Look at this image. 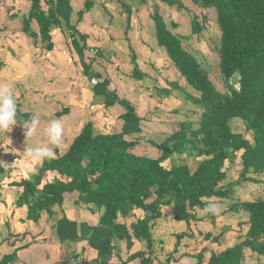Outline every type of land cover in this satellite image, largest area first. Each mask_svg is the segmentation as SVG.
<instances>
[{
    "label": "trees",
    "instance_id": "16d2710c",
    "mask_svg": "<svg viewBox=\"0 0 264 264\" xmlns=\"http://www.w3.org/2000/svg\"><path fill=\"white\" fill-rule=\"evenodd\" d=\"M127 13L126 38L133 27L134 8L154 0H132L127 3L118 0ZM202 9H215L217 24L221 31L219 46V70L227 88L220 90L205 70L195 53L184 45V35L175 30L179 24L169 23L155 4L152 18L155 23L156 39L165 48L168 59L176 68L185 83L199 94L187 91L176 81H170V88L157 87L169 98L178 89L186 100L202 108L198 125L191 121L180 123V128L169 134L162 142L151 140L161 153L157 157L136 152L141 139L133 138L142 132V116L136 105L128 98L121 97L119 91L111 88L112 79L94 69L95 59L87 60V50H94L95 57L103 58V49L88 44L90 35L81 22L96 5V0H84V7L78 11L77 21L73 22L74 7L71 0H31V7L23 15L22 32L41 42L46 50L55 47L53 30L55 27L68 30L73 49L79 56L83 73L88 79H96L94 95L101 98L106 108L120 104L123 125L120 132L96 133L93 120L83 124L81 129L65 149L54 148V157L42 158L38 168L30 175H15V166L8 169L0 162V178L6 175L11 179L8 186L18 189L17 207L27 208L26 219L38 222L43 212L53 217L59 208L64 215L56 223L57 235L61 242L87 240L97 252L92 264H110L118 249V243L126 240L132 248L136 238L146 241L147 251H138L127 258V262L141 259L143 264H154L155 238L154 223L163 216L165 207H172L175 219L189 225L185 232L177 233L178 250L180 241L193 237L192 221L205 218L216 219L206 213L199 217L197 212L204 210L203 200H233L225 210L244 213L249 219V229L243 238L233 246L215 251L205 246L193 255L196 264H245L247 250L251 255L264 256V198L234 200L235 187L243 182L260 184L264 182V0H193ZM182 10L184 0H160ZM16 18L17 14H11ZM204 26L198 16L192 22V33L200 34ZM3 32L0 26V34ZM133 69L131 76L139 81L152 77L138 63V54L133 45ZM0 61V69L5 66ZM155 67V66H154ZM238 86L236 87V84ZM18 107V122L33 115ZM71 113L70 106L56 112L61 118ZM244 122L246 133L234 129L235 120ZM4 151L0 147V153ZM240 157L241 170L236 180H229L228 166ZM186 156V157H185ZM178 158L170 167L164 163ZM199 159L193 170L188 159ZM20 159V158H19ZM16 160V159H14ZM51 174V175H50ZM12 175V176H11ZM53 175V180L49 178ZM11 176V177H10ZM77 192L78 204H85L93 212L103 211L96 225L70 219L64 209L67 194ZM135 209L145 215L128 225L121 222ZM200 234H202L200 232ZM221 234L204 233L210 242L220 243ZM206 253H210L208 260ZM79 255L73 258L79 259ZM17 259V253L6 254L0 264H10ZM174 255H169L164 264H170ZM259 264H264L260 262Z\"/></svg>",
    "mask_w": 264,
    "mask_h": 264
},
{
    "label": "rangeland",
    "instance_id": "374dc122",
    "mask_svg": "<svg viewBox=\"0 0 264 264\" xmlns=\"http://www.w3.org/2000/svg\"><path fill=\"white\" fill-rule=\"evenodd\" d=\"M184 3L186 7L182 10L161 3L160 0L149 1L148 4L142 5L138 9L135 7L133 19H135L136 26L131 28V30L134 28L133 31L130 30V40L126 38L127 34L125 33L127 13L117 0H96V6L92 9L90 19L87 20V22H93L89 23L91 28L83 26L85 31L94 32L92 33L94 35L90 36L88 40L89 45L92 47L94 44L104 50L103 58L95 57L94 50H87V60L95 59L94 69L104 76H109L112 79L111 88H116L121 97L130 99L136 105L137 112L143 118L141 121L142 132L132 136L141 139L136 152L151 157L161 154L158 148L151 144V140L162 142L169 134L179 129L180 123L184 121H191L198 125L202 115V108L192 101L186 100L184 94L178 89L173 90L169 98H164L165 95L161 94L157 87H154L156 85L170 88L168 82L176 81L183 84L192 94H199L182 80L170 60L164 58V54L153 52L155 35L152 13L155 4L160 6L162 14L169 23L174 20L179 24L175 31L186 37L184 39L185 47L195 53L217 87L223 91L227 88L219 70L218 50L221 31L217 24L216 10L213 8L202 9L193 0H184ZM72 5L75 9L74 22H76L78 11L82 9L84 3L82 2L78 7L77 0H72ZM26 6V2L20 5L23 7L20 11H26ZM1 11L0 26H2L3 32L0 34V61L6 62V65L0 73V85H10L15 94L17 105H20L23 111L38 115L41 120L38 133L28 141L24 126L13 125L10 132H0V147L4 149L0 153V162L5 168L15 166L17 177H20L21 173L30 175L38 168L40 163L33 162L25 154L27 142L30 145L47 143L43 128L53 119H60L64 122L63 142L60 146L63 149L75 137L83 124L92 119L96 133L120 132L123 120L117 114L122 106L117 104L106 108L101 98L94 95L93 86L97 80H90L83 73L79 56L68 38L66 26L54 28L55 47L52 51H48L41 42L34 44L31 37L22 33V15L19 20L13 21L6 10ZM195 16H198L204 26V30L198 35L192 33V22ZM139 26H141L140 30ZM155 40L157 42V39ZM130 45H133L137 51L139 65L141 67L147 65L145 67L152 74L151 78L146 77L139 81L131 76L133 63ZM158 58L159 60H157ZM16 61L19 64H16ZM59 84L61 85L59 96L50 94L58 91ZM237 86L238 84H236ZM66 101L74 105V109L72 107V112L68 115L61 118L56 117V112L66 105L64 103ZM233 126L236 131L250 137L246 133L244 122L241 119L235 120ZM174 161H179V159L176 157L167 160L164 164L170 167ZM188 161L190 166L195 167L199 159L191 158ZM240 170L241 160L238 155L228 166L229 180L238 179ZM50 175L49 178L53 180V175ZM8 180L9 177L6 175L0 178L1 189L4 184L9 182ZM235 190L234 200L264 198V182L260 184L243 182L236 186ZM4 192L5 198H7V194L15 195V190L7 187ZM232 201L221 200L219 203L222 210L216 219L205 218L203 222L195 225L201 233L212 232L214 236L222 235L220 243L215 241L207 243L214 250L219 251L233 246L240 238L244 237L248 229L246 214L226 213L225 210ZM10 206L16 207V200ZM201 214H205V212L203 211ZM53 217L55 218V215ZM58 220L56 219L54 223V235H57L56 223ZM173 237L175 238L174 234ZM174 238L168 241V247H161L162 251L169 248L170 244H172V248L174 247ZM187 242L188 244L184 245L180 251H200L206 240L204 238L187 239ZM64 244L72 246L73 242L67 241ZM169 250L172 251V249ZM246 253L245 264L264 262V256L251 255L250 250H247ZM178 254L180 253L178 252ZM208 256L209 253H206L207 258H209Z\"/></svg>",
    "mask_w": 264,
    "mask_h": 264
},
{
    "label": "crops",
    "instance_id": "0c3cea01",
    "mask_svg": "<svg viewBox=\"0 0 264 264\" xmlns=\"http://www.w3.org/2000/svg\"><path fill=\"white\" fill-rule=\"evenodd\" d=\"M124 1H126L127 3L132 2V0H124ZM24 2H26L27 10L20 11L21 8H23V7H20V5H22ZM82 2L84 3V0H77V3L79 4L78 7L81 6ZM71 3H72V0H71ZM30 7H31V0H0V12H2L1 10H6L8 15L10 16L11 14H15V13L17 14L16 18L11 17L13 21L19 20L20 16L21 15L23 16L25 13H27ZM141 7L142 6H139L137 7V9ZM90 14H92V11L90 13H87L83 21L81 22V24L85 28H88V27L91 28V24L89 23H93V22H87V20L90 19ZM74 16H75V9H74V14L72 18L73 22L75 20ZM76 19H77V16H76ZM134 21L132 23L133 27L136 26V22ZM133 29L131 31H133ZM140 29H141V26H139V30ZM153 30H154V35H155L154 42H153V44L155 43V47L153 48V52L164 54V58L167 59L168 55H167L166 50L160 47L158 42H156L155 40L156 39L155 23L153 25ZM86 32L91 37L94 35L92 34L94 32H91L89 30H86ZM129 35H130V31H129ZM92 46L95 47L94 44ZM157 60H159V58ZM15 63L19 64L18 61H16ZM145 66L141 68H143L146 71H149L148 68ZM3 68L4 66L0 69V73H2ZM59 91L61 92L60 84H59L58 91L50 93V94H55L58 97L59 96L58 94L60 93ZM64 103L67 106H70L71 112H72V107L74 109V105H72L68 101ZM122 109L124 108L122 107L118 110L119 113L117 114V116L119 118L121 114L124 112V111L121 112ZM71 141L69 144H71ZM68 145L66 147H68ZM197 165H195V167L191 166V168L195 170L197 168ZM8 181H11V179H9ZM2 187H3L2 188L3 190L0 188V261L2 260L4 255L13 254L14 252H16L17 259L11 262L10 264H83V263H76L75 260H85L92 264V260L96 258L97 252L89 246V243L87 240L73 243L71 246L69 244H64L63 242H61V240L58 239L57 235H54L55 234L54 223L56 222V219H60L63 217L64 213L62 210H60L59 208L56 209L57 213L55 214V218L51 217L47 212H43L42 218L40 221L35 222V221L27 220L26 219L27 217L26 207L19 208L17 206L16 207L13 206L14 207L13 208L10 206L11 204L13 205L15 200L17 201L18 189L9 187L8 182L4 184V186ZM6 187L9 189H14L15 195L10 196V194H7V198H5L4 189ZM78 198H79V195L77 192L66 195L65 202H64V209L67 212V215L69 216V218L76 220L78 222H88L91 225L98 224L100 221V216L103 211L93 212L85 204H78L77 203ZM203 211L204 210L197 212L199 217L205 216L206 213L201 214V212ZM163 213H164L163 216L155 221L154 228L152 231L153 236L155 238V250H156L155 257H154L155 258L154 264H164L166 260L168 259L169 255H174L175 257V259L172 260L170 264H196L197 259L195 260V257L193 255L200 252L201 250L200 251L197 250L196 252H190L188 250L187 252H184V251H180V249L184 247V245L188 244L187 239L204 238V233L206 232L204 233L202 232L203 234L201 235L199 232L200 230L197 229V226H195L196 224L203 222V220L191 222L190 226L193 229L195 236L183 238L180 241L178 250L175 251V248L177 247L176 234L187 231L189 225L185 221H178L175 219V211L172 207H165L163 209ZM144 215L145 213L142 210L135 209L132 214L128 215L126 218H121L120 221L126 222L128 225H130L132 222L136 221L139 217H143ZM247 224H248V229H249L250 227L249 219L247 221ZM173 234L175 238L173 237ZM172 238L175 239L174 247L172 248V244H170L169 248H167L165 251H162L161 247H165V246L168 247L167 243ZM133 241H134V244L132 248L130 249L127 246L126 240H123L120 243H118V249L113 255L110 261V264H143L141 259L139 258L133 261L127 262V258L131 254L138 252V251L148 250V244L146 241L144 240L140 241L136 238H133ZM207 243H212V242L206 240V242H204L203 247L208 246V245L210 246V244H207ZM210 248L213 249V247L211 246ZM169 249H172V251H170ZM222 250H219V251H222ZM215 251H218V250L215 249ZM178 252L180 254H178ZM74 255H77V256L79 255L80 256L79 259L73 258ZM208 257H210V253ZM189 258H192L193 260L190 261ZM205 259L208 260L209 258L205 257Z\"/></svg>",
    "mask_w": 264,
    "mask_h": 264
},
{
    "label": "clouds",
    "instance_id": "9594fccd",
    "mask_svg": "<svg viewBox=\"0 0 264 264\" xmlns=\"http://www.w3.org/2000/svg\"><path fill=\"white\" fill-rule=\"evenodd\" d=\"M18 107L15 94L10 85H0V132L6 133L12 130L18 122ZM26 130V139L32 138L38 133L41 120L38 115H31L23 121ZM64 122L60 119L51 120L44 128L43 134L47 143L28 144L25 154L33 162L42 158L54 157V148L61 146L63 142ZM205 205L204 212L217 216L221 213V204L218 201L208 199L202 201Z\"/></svg>",
    "mask_w": 264,
    "mask_h": 264
},
{
    "label": "water",
    "instance_id": "95a60500",
    "mask_svg": "<svg viewBox=\"0 0 264 264\" xmlns=\"http://www.w3.org/2000/svg\"><path fill=\"white\" fill-rule=\"evenodd\" d=\"M76 263H83V264H91L90 262L88 261H85V260H75Z\"/></svg>",
    "mask_w": 264,
    "mask_h": 264
}]
</instances>
